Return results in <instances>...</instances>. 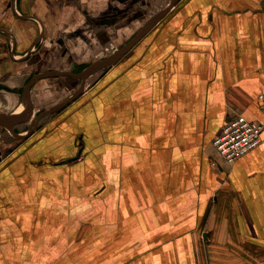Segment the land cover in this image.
<instances>
[{
	"label": "crops",
	"instance_id": "0c3cea01",
	"mask_svg": "<svg viewBox=\"0 0 264 264\" xmlns=\"http://www.w3.org/2000/svg\"><path fill=\"white\" fill-rule=\"evenodd\" d=\"M60 1L0 0L2 69L16 73L0 84V114L23 109L41 23L57 19L66 59L85 66L34 76L78 74L166 8L138 27L113 0ZM88 15L100 25L70 41ZM48 53L30 73L52 68ZM64 76L37 80L28 110L0 125V264H264V132L231 166L212 146L237 115L264 123V0H180L76 79L71 102L39 112Z\"/></svg>",
	"mask_w": 264,
	"mask_h": 264
},
{
	"label": "rangeland",
	"instance_id": "374dc122",
	"mask_svg": "<svg viewBox=\"0 0 264 264\" xmlns=\"http://www.w3.org/2000/svg\"><path fill=\"white\" fill-rule=\"evenodd\" d=\"M170 1L171 0H164L163 5H161L159 0H128L127 2L121 1V0H115V1L113 0V2H115L114 9H116V11H117V9L120 8V9H118L119 13H118L117 17L128 16V21L126 22V25L130 26L132 24L133 25L139 24L138 27H141V25H143V23L147 19H149V15L151 16L153 14V12L155 13L157 10H159V8L161 6L162 7L166 6V8H167ZM60 3H61V1L59 0V5H60ZM117 5H119V7H117ZM44 6H42V9L44 11H46ZM55 8H57V7H55ZM129 14H132L131 20L129 19L130 18ZM56 20L57 19H54V21L52 23H49L48 27L46 25H44V23H41L42 28L40 27L41 30H39L40 32L38 34L39 40L35 44L36 47L35 46L33 47V51H32V56H34L35 53L36 54L38 53V55L43 54L45 52V50L47 49L49 51L47 56L53 57V63L51 64L48 62L47 65H50V67H52V68L46 69V70L45 69H41L38 71L36 70L35 72L30 73L29 69L33 65V59L35 58V57L32 58V56H31L27 59V62H26V70H27L26 81L28 79H30L31 77H33L34 74H36L38 72L55 70V71H60V72L61 71H67V72H74V73L76 72L77 73V72H80L85 66V65L83 66V64H80V66H77L78 64L74 63V61H73V56H69V61L66 59L67 55L64 53L65 52V49H63L64 45L62 47L60 44L62 42L61 39H63V41L65 40L63 38L64 35L62 34V26H61V24H59V21H56ZM75 24H77V23H73L74 26H76ZM97 25H100V21L97 20V18H94L91 15H88L87 17H85V19L81 20L79 28H77L76 30L74 29L77 32L74 31L73 33L71 32L72 34L70 33V35H68L69 40L73 41V42H75V41L77 42L78 40L72 38L76 34L81 36V37L83 36V33L85 35H87V37L90 36L91 32L93 33L94 27ZM46 28H48V31L47 30L45 31ZM65 29H67V28L65 27ZM51 35H53V37H51ZM1 39H0V84H2L4 81H6L7 78L9 79L11 76L16 75L15 71L12 69H9V68L2 69V67L5 63L4 62L5 60L2 61L3 63H1V59H2L1 58V52L3 51L2 46H4V48L6 50H8L7 48H9L10 42L8 41V39H5V40L3 38H1ZM82 40H83V42L86 43L85 46L88 47L89 41H90L89 38L83 37ZM60 47H61V49H60ZM107 53H105V51L103 50L101 56L102 55L105 56V54H107ZM7 60H9V58H7L6 61ZM8 67H11V65L10 66L8 65ZM98 75L99 74L95 75L94 77H98ZM54 81H55L54 82L55 85L53 86V88H54L53 95L55 96L54 98H56V100L52 101L53 103L48 102V103L44 104L43 108H41L39 110V112H41V113L44 111V108H46L48 106L55 105L57 102L66 101L70 97V95H72V93L77 91L76 87H79V83H80L79 80L71 79L68 76H64L61 78L54 79ZM57 97H58V99H57ZM20 110H21V108H19L18 111H20ZM39 112L35 113V116ZM55 114H57V113H55ZM55 114H52L49 117H52ZM39 117H41V116L39 115ZM1 136H3V137L5 136L7 138V140L11 143L13 142V139L10 138V134L8 135L6 133L5 134L1 133Z\"/></svg>",
	"mask_w": 264,
	"mask_h": 264
},
{
	"label": "built area",
	"instance_id": "2783aa9c",
	"mask_svg": "<svg viewBox=\"0 0 264 264\" xmlns=\"http://www.w3.org/2000/svg\"><path fill=\"white\" fill-rule=\"evenodd\" d=\"M263 132L264 123L249 121L243 115H237L224 124L212 141V146L216 154L231 166L261 145Z\"/></svg>",
	"mask_w": 264,
	"mask_h": 264
},
{
	"label": "water",
	"instance_id": "95a60500",
	"mask_svg": "<svg viewBox=\"0 0 264 264\" xmlns=\"http://www.w3.org/2000/svg\"><path fill=\"white\" fill-rule=\"evenodd\" d=\"M179 1L180 0H171L169 5H168V7L166 9H164L163 11H161V12L155 14L154 16H152L151 19H149L143 25V27L140 29V31L128 43H126L122 48H120L115 54L109 56L108 58H106V59H104L102 61L100 60V61L94 62L92 65H90L87 69H85L81 73L70 74V73H64V72L63 73H60V72H45V73H40V74H37V75L33 76L28 81V83L26 84L24 89H22L23 90V105H22L23 109L21 111H19V112H14L13 114H11L9 116L1 113L0 114V125H4V126L13 125L19 119V117L23 113H25V111L28 110V107H29V101H28L29 89L37 80L45 78L47 76L50 77V76L65 75V76L72 77L74 79H79L81 82H85V80L88 77H90L91 75H94L99 70H101L103 67H106V66L110 65L112 62L118 60L121 56H123L132 46H134L141 39V37L147 31H149V29H151V27L153 28L154 24H156ZM75 95H77V92H76ZM75 95H73L68 101H65V103H62L61 105H59V107L53 108L49 112L56 111L58 108L62 107L66 103L71 102L70 100H72L75 97Z\"/></svg>",
	"mask_w": 264,
	"mask_h": 264
}]
</instances>
